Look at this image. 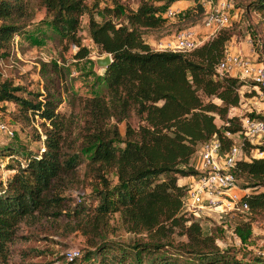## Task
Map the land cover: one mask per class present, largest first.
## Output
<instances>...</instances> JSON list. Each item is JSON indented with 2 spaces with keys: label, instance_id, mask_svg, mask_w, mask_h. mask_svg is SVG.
Wrapping results in <instances>:
<instances>
[{
  "label": "trees",
  "instance_id": "16d2710c",
  "mask_svg": "<svg viewBox=\"0 0 264 264\" xmlns=\"http://www.w3.org/2000/svg\"><path fill=\"white\" fill-rule=\"evenodd\" d=\"M108 1L97 9L101 14L97 20L86 0H0V58L9 56L13 33H19L36 10L48 16L46 22L60 40L78 45L76 57L86 53L77 33L80 16L86 13L91 41L110 55L83 95L61 83L54 62L50 63L54 77H46L49 87L34 97L18 95L20 85L0 78V101H13L24 114L37 116L41 128L36 137L40 147L21 155L22 161L15 145L0 147L1 157L14 160L4 165L14 171L5 179L0 176V262L7 264L15 239L30 237V232L18 233L21 222L45 218L61 221L64 230L83 236L85 252L65 264H78L80 257L94 264H264V256L244 258L218 245L215 231L227 232L228 220L203 232L198 219L181 209L185 184L176 181L177 175L196 174L189 159L202 141L215 136L220 150L226 151L233 139L225 132L238 133L241 115L264 119L260 111L228 114L238 106L244 83L216 69L230 28L221 27L188 51L154 50L144 40L143 29L163 25L167 17L162 11L178 0H165L161 7L138 0L135 8ZM190 1L178 14V20L189 25L203 15L199 1ZM248 9L264 26V0H248L244 10ZM46 70L41 63L43 76ZM63 99L67 111L57 110ZM215 115L224 122L216 125ZM133 117L135 122L130 121ZM242 145L248 152L250 144ZM231 171L240 186L250 188L245 196L248 211L229 219L231 234L247 243L254 216L264 212V155L236 159ZM108 172L114 174L113 182ZM86 178L97 184L91 190L93 204L64 195ZM117 226L143 233L144 240H110L108 234ZM172 234L183 239L172 243ZM29 251L33 250L18 253L24 257Z\"/></svg>",
  "mask_w": 264,
  "mask_h": 264
},
{
  "label": "rangeland",
  "instance_id": "374dc122",
  "mask_svg": "<svg viewBox=\"0 0 264 264\" xmlns=\"http://www.w3.org/2000/svg\"><path fill=\"white\" fill-rule=\"evenodd\" d=\"M149 1L154 6L161 7L165 0ZM247 1L233 0L232 2L230 22L226 25L231 30V36L228 40L231 41L232 45L235 44L238 47L242 45L245 48L244 51L249 53L247 55L250 58L264 64V26L259 21L256 12L251 9L244 10V4ZM86 2L90 6L89 10L92 16L97 20L101 19V14L97 9H100L103 5L110 4L108 0H86ZM120 2L126 7L135 8L138 0H120ZM174 3L169 5L178 9L176 15L167 17L166 22L160 27L143 29L144 40L150 42L152 46L159 39L168 37L174 30L190 24L178 20L179 12L189 7V0L181 1L177 5ZM120 17H116V19ZM47 19L48 16L44 14L43 10H36L23 29L19 33H13L11 39L15 41V44L13 43V47L10 45L9 56L7 58H0V78L10 79L13 84L20 85L22 88L16 91L18 95L22 97H34V93H45L44 86L49 85L46 77H54V73L50 71V63L54 62L60 69V74L62 75L61 83L68 90L83 95L88 90L89 84L102 73L103 67L96 64V59L106 53L101 52L91 41L87 30L86 13L80 16L77 32L79 45L86 48V53L80 57L74 55L78 49V45L74 43L67 44L64 40H60L47 24ZM198 39L204 40L201 34H199ZM41 63L47 65L44 76L39 71ZM54 83H57L55 79ZM244 83L245 85L240 87L242 90L240 91L241 95L238 106L231 108L228 114L234 113L239 115L249 110L257 112L264 106V89L251 87L250 82L247 80ZM37 97H42V94ZM214 100L217 101L216 99ZM67 109L68 105L63 99L57 106V110L67 111ZM0 120L13 130V136L11 137L0 133V147L10 144L15 145L22 152V154H17L20 161L23 160L21 155L27 151L34 152L40 147V140L36 138L37 134L41 133L40 119L37 116L31 115L29 112L24 114L20 111L18 104L13 101L1 100ZM130 121L135 122V118H131ZM214 122L216 125H220L224 121L215 115ZM119 130L122 134L124 122L119 123ZM233 138L238 140V135L234 134ZM196 160L197 151L191 155L189 162L194 164ZM7 163L14 164V160L10 158V155L0 156L1 179H5L14 171L13 168L4 166ZM107 176L111 182L114 181V174L112 172H108ZM181 177L177 175V178H180L178 180L179 183L184 181ZM95 186L97 184L93 180L86 178L75 187L63 193L72 198L73 201L93 204L91 190ZM237 218L241 217L235 216L230 218V220ZM230 220L228 219L227 221V232L215 231V234L218 235V245L220 247H229L238 256L242 255L244 258L264 256V212L254 216L251 222V234L247 243L240 242L234 234H231L229 228ZM198 221L203 232H208L213 227L212 225L217 224L216 219L211 216H201L198 218ZM112 222L113 224L116 223L114 219ZM61 223V221L49 222L45 218L36 219L32 222L29 220L21 222L18 233L30 232L31 234L28 238L20 237L13 241L10 245L7 264H19L21 261L25 263L65 264V260L67 259L65 252L70 248L79 249V253L83 254L85 252L83 236L78 231L67 232L63 229ZM138 237H143L142 239L144 240L143 233L124 231L119 226L114 227V230L108 234L110 240L120 243H131ZM179 239H183V235L172 234L169 237V241L172 243H175ZM19 249H32L33 251H29L27 255L20 257L21 255L18 253ZM77 263L94 264L92 260H89L88 263L87 259L82 257L77 258ZM0 264L4 263L0 262Z\"/></svg>",
  "mask_w": 264,
  "mask_h": 264
},
{
  "label": "built area",
  "instance_id": "2783aa9c",
  "mask_svg": "<svg viewBox=\"0 0 264 264\" xmlns=\"http://www.w3.org/2000/svg\"><path fill=\"white\" fill-rule=\"evenodd\" d=\"M198 1L203 7L201 19L195 24L174 30L168 37L159 39L153 46L151 45L154 50L188 51L202 41L198 39L199 34L202 39H206L229 24L233 0ZM177 12L178 9L168 5L162 11V15L173 17ZM13 43L15 44V41L11 39V47ZM216 69L218 73H232L243 81H249L250 86L255 89L264 87L263 63L250 58L247 54L225 48ZM260 112L264 115V107L260 109ZM239 122L238 140L233 138L234 134L225 132L233 139L226 151L220 150L215 136H211L198 145L197 160L192 164L197 172L185 185L181 198V209L197 219L201 216H211L219 224L235 216L242 217L248 211L245 196L250 188L238 184L231 167L236 159L264 155V150L260 149V146H264V119L241 115ZM0 133L7 137L13 136V130L1 120ZM244 142L250 144L248 152L243 148ZM79 252V249L70 248L65 255L67 259H71L78 256Z\"/></svg>",
  "mask_w": 264,
  "mask_h": 264
},
{
  "label": "crops",
  "instance_id": "0c3cea01",
  "mask_svg": "<svg viewBox=\"0 0 264 264\" xmlns=\"http://www.w3.org/2000/svg\"><path fill=\"white\" fill-rule=\"evenodd\" d=\"M181 1H185V0H178V1H175V5H177V4H179ZM186 1H188V0H186ZM191 5V1L189 0V5L188 6H190ZM148 42V41H147ZM149 43V45H151L150 44V42H148ZM226 49L227 50H230V51H239V52H241V53H244V54H249V53H246V51H244V47L241 45V46H236L235 44L234 45H232L231 44V41L230 40H228L227 42H226ZM231 75H234V74H232V73H230ZM245 85V83H243L241 86H244ZM240 86V87H241ZM239 90L241 91L242 89H240L239 88ZM264 107V106H263ZM262 107V108H263ZM181 178H183L184 179V181H181L180 183H179V179L180 178H177V182H178V184H185V185H187L191 180H192V178H193V176L192 175H186V176H182Z\"/></svg>",
  "mask_w": 264,
  "mask_h": 264
},
{
  "label": "water",
  "instance_id": "95a60500",
  "mask_svg": "<svg viewBox=\"0 0 264 264\" xmlns=\"http://www.w3.org/2000/svg\"><path fill=\"white\" fill-rule=\"evenodd\" d=\"M110 62V55L108 53L96 59V64L104 67Z\"/></svg>",
  "mask_w": 264,
  "mask_h": 264
}]
</instances>
